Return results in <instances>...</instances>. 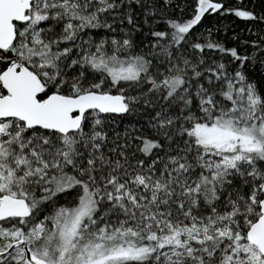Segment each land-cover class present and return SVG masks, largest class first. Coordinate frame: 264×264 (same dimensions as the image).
<instances>
[{
    "label": "snow or ice",
    "instance_id": "obj_1",
    "mask_svg": "<svg viewBox=\"0 0 264 264\" xmlns=\"http://www.w3.org/2000/svg\"><path fill=\"white\" fill-rule=\"evenodd\" d=\"M0 264H264V0H0Z\"/></svg>",
    "mask_w": 264,
    "mask_h": 264
},
{
    "label": "trees",
    "instance_id": "obj_2",
    "mask_svg": "<svg viewBox=\"0 0 264 264\" xmlns=\"http://www.w3.org/2000/svg\"><path fill=\"white\" fill-rule=\"evenodd\" d=\"M211 22L217 23L216 20H212ZM219 24L224 25V26H232L235 28V31L237 33H240L243 35L242 30L244 29L245 25L243 22L237 20L235 17H227L223 18L222 20L219 21ZM231 35V32H229V36Z\"/></svg>",
    "mask_w": 264,
    "mask_h": 264
}]
</instances>
